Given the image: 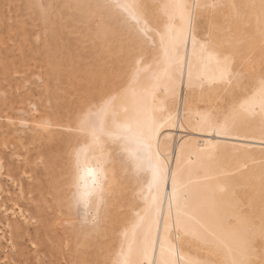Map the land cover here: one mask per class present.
<instances>
[{
    "label": "bare ground",
    "instance_id": "1",
    "mask_svg": "<svg viewBox=\"0 0 264 264\" xmlns=\"http://www.w3.org/2000/svg\"><path fill=\"white\" fill-rule=\"evenodd\" d=\"M108 1L115 11H118V19L124 24L125 32L122 29V32L118 33H123L124 36L128 31L130 34L132 32L136 36V43L135 47L132 45L134 51L127 50L133 51L131 56H123L124 60L130 58L129 61L118 59L117 62L118 78L123 76L124 88L122 86L121 91H117L115 86L116 81L121 79H115L116 73L111 70L113 75H103L104 83H89L95 73L93 65L98 61L96 54L86 57L90 58L89 62H85V58L76 57L75 63H70L73 70L70 71L72 74L69 72L71 76L68 75L67 85H70L69 95L73 103L70 114L72 122L69 125V120L68 125L72 129L66 131L71 134L70 140L68 139L70 143L66 145L71 146V158L68 160H71V166L69 165L70 185H65L68 186L71 203L75 207H81L85 221V225L81 221L82 231L88 233L92 229V233L96 230V235L99 231L101 236L112 238L109 240L112 244H105L112 245L107 247V255L106 248L99 249L105 254L106 262L102 264H160L161 241L165 239L168 245H176L175 254H168L167 259L179 261V264L197 261L231 264L232 261L241 259L242 254L246 252L253 264H264V165L263 162L261 165H250L255 160L264 159V119L259 115V88L261 80L264 79V0ZM174 4L182 7H165ZM129 5H147V8H129ZM145 13L153 23V30L148 33L141 31ZM157 22L159 32H164L167 37L165 43L170 49V56L166 57L161 45ZM128 45L130 46V43ZM225 56L229 57L227 69L223 64ZM2 66L5 68L4 62L0 66L3 70ZM4 72L3 70L1 77H4ZM117 85L120 87V83ZM60 90L59 93L66 94ZM94 93L104 97L91 105ZM64 99L62 98L63 101ZM193 101L195 104H192ZM197 102H204L203 107L196 105ZM225 103L238 108L245 106L257 115L238 121L228 134H221L218 129L213 130L204 124L203 115ZM10 107L9 102L1 106L6 109ZM51 108L47 112L48 119H56V112L63 113L64 110L59 107ZM66 117L68 119L69 115ZM61 125L69 127L66 123ZM51 133L48 132V135L51 136ZM145 139L150 145L153 163L158 161L163 166V175L167 176V180L161 179L158 189L152 184V171L148 166L145 164L137 168L130 162L128 155L129 150H133L138 151L141 157L146 156L148 150L142 143ZM51 141L45 140L46 148H51ZM68 146L64 147L65 151ZM56 158L58 159L57 156ZM55 160L52 159L56 162ZM46 167H42L44 171ZM47 169L46 175L51 171L50 165ZM56 169L59 171L61 168ZM174 174L178 182H191V188L203 194V214L217 233L214 241L188 245L181 240H173L176 232L172 228L168 233L164 232L163 223L167 222L169 217V196L173 191ZM59 175L56 177H61ZM39 179L35 178L34 183L38 184ZM32 185L29 189H32ZM54 192L52 196L56 194ZM43 194L30 199L31 202H38L27 203L25 207L32 208V213L38 217V221L33 217L37 221L34 227L23 220L21 222L8 218V212H11L23 219L24 209L17 207L16 210L14 206H10L11 211H8L7 208H2L6 226L11 234V246L16 248L11 258H18L22 264H87L94 243L82 246L81 242L84 243L82 239L90 237L92 233H88V236H85V233L84 237H81L82 233H70L65 229L54 230L53 224L58 221L51 223L52 215L48 212L49 208L52 211V201L48 204L47 199L41 198ZM22 195L21 197L24 196ZM153 197H157V205L150 213L148 205ZM59 202L61 204V201L56 204ZM56 206L59 209V205ZM124 206L125 210L129 209L128 212H118L117 214L122 215H118L119 219L115 222L116 210ZM158 213L163 217L159 226L155 223ZM176 215L177 207L173 202V221ZM28 218L30 220V217ZM66 220L68 221V218ZM112 223L113 226L118 225L117 230L111 226ZM89 224L94 226L89 227ZM186 226L189 225L186 223ZM149 232L151 237L146 242ZM183 235L184 231L181 229L180 236ZM70 237L82 238V241L78 242L77 246L70 244V252H66L61 247L68 244L66 241L72 242L69 241ZM106 237L102 239H107ZM93 239L91 237V241ZM103 244L100 243L102 246ZM99 246L96 247L101 248ZM43 256H47V259ZM61 259H64V262L60 261ZM18 261L15 259L12 263H19ZM94 264H100L99 258Z\"/></svg>",
    "mask_w": 264,
    "mask_h": 264
},
{
    "label": "rangeland",
    "instance_id": "2",
    "mask_svg": "<svg viewBox=\"0 0 264 264\" xmlns=\"http://www.w3.org/2000/svg\"><path fill=\"white\" fill-rule=\"evenodd\" d=\"M108 2V0H0V60L4 62L5 66V68L2 66L3 70L5 71L4 77H1L3 70L0 67V264H22L18 261V258L16 257L15 259L19 263H12V261L15 260L11 258L12 253L16 250V248L15 246H11V241L9 239L11 237V234L9 232V227L6 226L5 218L3 216L4 207L7 208V210H10L13 206L16 210L18 208H21L22 210L24 209L22 211L24 213L23 219H20V216H18L16 213L12 214L11 212H8V218L11 220L17 219L21 222L23 220L27 222L29 226L34 227L38 221V217L34 213H32V208L28 209L25 207H27V203L38 202L29 201L32 198L34 199L36 195L40 196V194L46 193L47 195L43 194L41 198L43 197L44 200L47 199V203H51V201L52 203H54L50 204L52 211H50V208L48 209V212H50V215H52L51 223H55L56 221L54 222V220L58 221L56 222L57 224L55 223L56 225L53 224L54 230L65 229L67 231L69 230L70 233L72 231L78 234L82 233L81 237H84L83 235L87 233H84V230L82 231L83 223L85 221L82 218L81 207L79 205L75 207V205L71 203V198L69 192L67 191L68 186L66 187V185H70L69 180L71 166V160L68 161L71 158V149L69 150V147L71 148V146L70 144H68L69 146L66 145L67 143H70L69 138H71V134L66 131H71L72 129L69 125L72 122L70 114H72L71 109L73 103V101H70L72 100L71 95H69L71 94V89H69L68 87L70 85H67V83L69 82L67 78H69L68 75L71 76L70 74H72L71 72L73 70L71 69L73 68V66L71 67L70 63L72 62L74 64L75 60L77 59L76 57H81L82 59L85 58V62L86 60L87 62H89L90 58L88 59L86 57L96 54L95 57H97L98 61L95 62V64L93 65V67L95 68V73H93V78L89 82L92 85H98L100 84V82L104 83V76L107 77V75L110 73V70L111 72L113 71V73L115 72L117 74H115V79H119L117 64L118 59L119 61H129L130 58L124 60V57H129L127 55L131 56L132 52L134 51L133 49L136 43V36L132 32L130 34V31L124 34L126 38L122 36L123 33H118L120 31L122 32L124 24L118 19V11H115V8H113L112 4ZM123 32H125L124 29ZM127 35L129 36L127 37ZM102 39L108 40L104 41ZM131 39L135 40L133 41ZM120 41L123 44H121ZM129 43L130 46L128 45ZM132 45L134 47H132ZM121 46L122 51H120ZM128 49H132L133 51L131 50L132 52L130 51V53L127 51ZM116 55H118L117 59ZM3 62L0 63V66L1 64H3ZM102 63L104 64L102 65ZM110 74L113 75L112 73ZM120 79L121 81H116L115 86H117V89H115L117 91L119 89L120 91L123 90L122 86L124 88V85H122L123 76H121ZM117 83H120V87H118L119 84L117 85ZM63 85L65 86V88H63ZM55 89H62V92L65 91L66 94L64 95L63 93H59L58 90L56 92ZM97 95L95 93L94 95H92L93 99L91 98V105L95 104V102L99 101L101 98L104 97L102 94L101 97ZM62 98H65L64 101L62 100ZM61 100L63 103L61 102ZM115 100H118L117 94ZM69 101L70 106L68 104ZM7 102H9L11 106L10 109L1 108L3 103ZM56 102H58L57 105H55ZM192 104H195V102L193 101ZM198 104L200 107H203L204 102H197L196 105ZM54 107H59L62 110L64 109L63 113L56 112L58 113V116L60 115L59 117L55 115L56 119H53L54 117L48 119L49 115L47 114V112L50 111L49 108L53 109ZM45 108L47 109L43 110ZM64 111H66L67 115H69L68 119ZM43 112L46 114H43ZM61 123H66L69 127H66V125L62 126ZM52 131L55 132L53 133ZM48 132H52L51 136L48 135ZM58 133H61V135H59ZM62 133L63 137L65 136L64 138H60V136H62ZM45 136L48 137L46 138ZM58 136L59 138H57ZM51 139L54 140L51 141ZM45 140L52 142L51 144H49L51 148H46L47 144L45 143L47 141L45 142ZM62 142H64V144ZM56 144H58L59 147H57ZM66 146H68V148L65 151L64 149L66 148L64 147ZM63 152H65V154ZM49 153H51V155ZM54 153H56L57 155ZM55 155L58 157V159ZM48 156L52 157L50 158ZM52 159H56V162L52 161ZM51 161L54 162V164ZM262 162V165H264V159L255 160L251 162L250 165H261ZM45 163H48V165H50L51 167V171L49 170V172H47V175L45 171H48V169L50 168L47 169L48 165H45ZM42 167H46V170L44 171ZM57 167L58 169H63H59V172L56 169ZM54 170H57L58 172ZM51 173L55 174L53 175ZM58 173H60V175ZM58 175L61 177H56ZM34 177L37 179H39L38 177H40V179L37 180L38 184L34 183L36 181ZM62 177L64 178L59 180V178ZM46 178L48 179L46 180ZM52 179L53 181L51 182ZM39 181L42 183H40ZM30 185H32V189H29ZM35 186L38 188H35ZM51 188H53V191L51 190ZM33 189L36 190L34 191ZM37 189L39 192L37 191ZM22 190L24 191V193H22ZM46 190L49 194L46 192ZM53 192L56 193L54 196H52ZM21 194H23L24 196L22 195L23 197H21ZM57 194H59V196H57ZM29 195H32V197H28ZM50 196L54 198L51 197L50 199ZM64 197H66V199H64ZM55 200L56 202H54ZM57 201H61V204L60 202L56 204ZM55 204L59 205V209H61L59 214L57 213L59 209ZM61 205H63L64 207ZM65 205H67L68 207ZM127 205L126 207L128 208L129 206ZM124 208L125 206L122 207V209L120 210L118 208L116 210V214L118 212H128L129 209L125 210ZM67 209H69V211H67ZM25 210L27 211L26 213ZM67 213H69L70 215H68ZM122 213L120 215H122ZM26 214L28 215L26 216ZM118 215L119 214L114 217L115 222L119 219ZM28 217H30V220ZM33 217L36 218L37 221H35ZM64 217L68 218V221ZM81 221L84 222L81 223ZM79 226L82 227L77 228ZM93 226L94 225L89 224V227ZM111 226L118 227V225L113 226V223ZM88 233L91 234L92 229L88 231ZM88 233L85 236H88ZM115 233L116 231L113 232V235H115ZM97 234L98 235H96V230H93L91 236H88L89 238H80L83 240L84 243L81 242L82 240L78 238L76 239V237H70L71 239H69V241L72 240V242L66 241L68 244L62 246L61 248L62 250H68L70 252V244H74L77 246L78 242H81L82 246H89L93 245L94 243L93 247L90 246L92 252L90 253L89 257L87 256V261L89 260L87 264L96 263L98 258L100 260V264H102V262L105 263V254H108L109 252L107 251V247L110 248L112 246L106 245L108 243H113L109 242V240L112 238L110 236L109 238L104 235L101 236L102 233H99V231L97 232ZM91 237L92 239L96 238L93 240L97 241H91ZM103 237H106L107 239H102ZM98 241L100 243H104L103 246L100 245ZM52 242L56 243V241ZM26 244H28V242ZM95 245L97 247L100 245L101 248H97ZM53 247L55 246L53 245ZM103 248H106L107 252H105V254L104 252L99 251V249L103 250ZM95 251L97 252V259H95ZM43 258L47 259V256H43ZM94 260L96 261L93 262ZM60 261L64 262V259H61Z\"/></svg>",
    "mask_w": 264,
    "mask_h": 264
},
{
    "label": "snow or ice",
    "instance_id": "3",
    "mask_svg": "<svg viewBox=\"0 0 264 264\" xmlns=\"http://www.w3.org/2000/svg\"><path fill=\"white\" fill-rule=\"evenodd\" d=\"M129 8H147V5H129ZM165 7H182L179 4L174 5H166ZM140 21L138 20V23ZM153 30V23L151 20L147 18V14L145 13V17L143 20V27L141 31L144 33H148ZM157 31L158 22H157ZM161 45L164 47L165 55L170 56V49L168 45L165 43L167 37L164 32H159ZM179 39V38H177ZM223 64L225 69L229 64V57L225 56L223 59ZM182 68V65H181ZM230 75V73H229ZM172 90H175V81H172ZM259 101L261 112L259 115L262 119H264V79L260 82L259 88ZM257 115L253 110L245 106L236 107L235 105L229 106L227 103L224 105H218L215 110L208 111L203 115V122L207 126L211 127L213 130H219L221 134H228L235 124L238 121H244L249 118H254ZM143 146L147 149V155L141 157L138 151L129 150L128 155L130 158V162L135 164L137 168L144 166L145 164L152 171V184L159 188V184L161 179L167 180V176L163 175V166L157 161L155 164L153 163V158L150 152V145L145 139L142 141ZM77 160H79V155L77 156ZM173 183V191L169 196V217L168 221L163 223V229L165 233L170 231V228L175 230L176 235L173 237V240H181L183 243L191 245L195 242L208 243L212 242L217 238V233L211 223L207 220V218L203 214V194L194 191L191 188V182L188 184H184L182 182H178L177 176L174 174L172 177ZM173 202H175L177 207V215L175 221L172 220L171 216V207ZM157 205V197H153L152 201L148 205V211L151 213L155 210ZM163 221L162 214H156L155 223L157 226L161 224ZM187 225L189 226H186ZM183 229L184 235L180 236V231ZM151 237V233L149 232V236L146 238L149 239ZM176 245L173 243L172 245L167 244V240L161 241V254L162 260L160 264H179V261H170L167 259L168 254H175ZM189 264H210L209 261L204 262H189ZM231 264H253V262L248 259V253H243L242 258L238 261H232Z\"/></svg>",
    "mask_w": 264,
    "mask_h": 264
}]
</instances>
